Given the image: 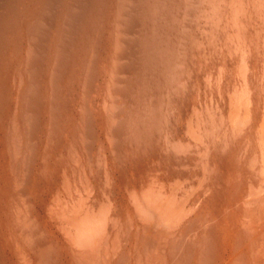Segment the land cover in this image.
I'll return each instance as SVG.
<instances>
[{"label":"bare ground","instance_id":"1","mask_svg":"<svg viewBox=\"0 0 264 264\" xmlns=\"http://www.w3.org/2000/svg\"><path fill=\"white\" fill-rule=\"evenodd\" d=\"M0 264H264V0H0Z\"/></svg>","mask_w":264,"mask_h":264},{"label":"rangeland","instance_id":"2","mask_svg":"<svg viewBox=\"0 0 264 264\" xmlns=\"http://www.w3.org/2000/svg\"><path fill=\"white\" fill-rule=\"evenodd\" d=\"M238 39V37H236Z\"/></svg>","mask_w":264,"mask_h":264}]
</instances>
